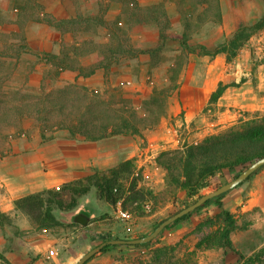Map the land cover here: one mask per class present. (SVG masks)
I'll list each match as a JSON object with an SVG mask.
<instances>
[{"label":"rangeland","instance_id":"rangeland-1","mask_svg":"<svg viewBox=\"0 0 264 264\" xmlns=\"http://www.w3.org/2000/svg\"><path fill=\"white\" fill-rule=\"evenodd\" d=\"M20 1L0 0V43L1 33L8 34V38H4L7 41L15 38L12 32L21 29ZM36 1L42 5L41 18L44 14L71 18L78 11L86 15L104 13L107 20L123 16L120 0ZM131 2L133 7L163 3L170 21L167 32L184 35L190 49L180 40L167 39L162 44L158 39V28L147 24L132 28L130 36L136 46L159 51L121 60L109 71L99 70L90 77L70 70L56 75L51 65L41 59L44 52L58 54L65 41L73 43L78 39L90 38L105 43L109 39L108 33L103 27H93L87 35H74L63 33L44 21L26 19L23 33L33 51L24 54L20 60L3 63L4 72H12L4 82L6 98L15 96L30 100L51 93L76 92L88 98H100L123 115L135 112L145 117V121L137 125V131L129 130L97 141L71 135L67 129H43L40 122L30 117H25L20 126L0 132V159L13 150L16 142L38 140L48 143L56 139H78L88 147L97 142L103 148L102 152L109 153L96 160L95 169L98 171L118 162L117 151L128 153L134 166L121 178L124 196L116 207L99 200L96 190L92 189L83 197L84 205L79 203L73 212L55 211L63 224L78 226L80 223H73L71 214L88 216L91 213L86 224L110 228L105 233L102 231L104 234L100 236L99 244L109 234L121 239L146 236L202 194L240 174L239 170H223L213 178L211 185L201 190L199 196L189 198L181 184L172 182L165 168L158 163L157 158L162 152L198 145L207 137L225 132L240 122L264 117V46H261L264 28L250 35L229 57L230 41L241 29L254 25L264 16V0ZM120 23L126 27L125 19ZM12 42L20 43L17 40ZM223 47L227 51L214 53ZM91 61L92 57L82 58L85 65ZM247 80L253 85L245 87ZM221 84L228 85L227 89L218 100L212 101V93ZM255 91L258 93V108L252 109L251 104L256 105ZM245 97L249 99L245 100ZM2 207L7 213H4V220L0 219V252L6 260L0 259V264H48L50 258L44 253L45 240L61 237V233L67 231L66 226L48 230L29 227L22 232L20 227L29 226V214L8 204ZM221 207L230 212L236 222L229 233L230 247L223 239L230 225L226 216L221 214ZM17 239L20 240L18 244ZM60 244L59 249H62ZM19 246L27 250L31 260L23 263L18 255L21 252ZM86 264H264V167L225 193L220 200L164 229L150 244L112 247Z\"/></svg>","mask_w":264,"mask_h":264},{"label":"trees","instance_id":"trees-1","mask_svg":"<svg viewBox=\"0 0 264 264\" xmlns=\"http://www.w3.org/2000/svg\"><path fill=\"white\" fill-rule=\"evenodd\" d=\"M120 1L123 5V16L122 18L117 16L113 20H107L104 13L86 15V13L79 11L75 14V17L71 18H57L53 14H44V17L41 18L40 10L42 9V5L36 0L20 1L19 16L22 18L21 29L18 32H12L11 34L15 38H10L7 41L4 38L8 34L6 32L1 33L0 132H4L11 127L20 126L25 117L34 118L40 122L43 129H67L71 135H81L83 138L92 141L104 139L109 135L126 133L129 130L137 131V125L145 121L144 116H139L135 112L123 115L105 103L104 100H100V98H88L83 94L75 92L73 94L51 93L41 98L27 100L18 99L15 96V98L10 96L6 98L4 96L5 91L3 90L5 80L12 75L11 70L7 74L4 72L3 68H5V65L3 63L12 59L20 60L24 54H29L31 50L33 51L23 33L26 19L36 22L44 21L63 33L70 32L74 35H87L93 27H103L108 33L109 39L105 43H97L90 38H85L84 40L78 39L73 43L65 41L58 54L44 52L41 59L47 65H51L56 75L70 70L78 72L80 76L90 77L99 70L109 71L112 66L121 60L133 59L143 54L159 51L160 49L150 50L136 46L130 36L132 28L142 27L147 24H152L158 28V39L162 44L167 39L180 40L183 46L190 49L188 39L184 35L179 36L178 34L167 32V29L170 27V21L163 3L133 7L131 0ZM122 19H125L126 27L120 23ZM186 26L189 25L186 24ZM263 28L264 16L254 25L241 29L230 41L229 50L232 53L229 51V57L234 55V50L248 40L250 35ZM13 40H17L20 43L14 44ZM223 51H227V48H218L214 53ZM83 57H92V61L85 65L82 63ZM227 87L228 85L221 84L212 93L211 100H218ZM15 94L17 95L18 93L15 92ZM263 156L264 117H255L231 126L225 132L207 137L198 145H185L181 150L162 152L157 161L165 168L169 178H171L170 180L178 184L180 183L181 187L185 189L187 197L193 198L199 196L201 190L211 185L213 178L219 172L223 170H239L241 173ZM133 166L134 161L132 159L122 157L121 161L111 168L94 171L86 177L67 182L58 189L35 192L16 199L15 207L29 214L34 227L48 230L66 225L58 220L55 211L72 212L79 206L81 198L88 195L92 189L96 190L99 200H105L110 205L116 207L124 196V185L121 178ZM223 196L224 194L207 201L194 212L213 201L220 200ZM194 212L181 217L167 228L185 220ZM221 214L226 216L227 223L230 225V228L225 230L223 238L226 245L230 247L232 243L229 233L234 229L236 222L232 214L223 207H221ZM0 219H5L2 212H0ZM119 238L118 236L109 234L101 239L100 244ZM151 242L147 244L125 245L140 247L146 246ZM120 246L122 245L105 246L92 259L107 252L112 247L117 248ZM0 259L6 260L1 252Z\"/></svg>","mask_w":264,"mask_h":264},{"label":"crops","instance_id":"crops-1","mask_svg":"<svg viewBox=\"0 0 264 264\" xmlns=\"http://www.w3.org/2000/svg\"><path fill=\"white\" fill-rule=\"evenodd\" d=\"M261 40H263L261 45L263 47L264 33ZM248 84L249 86L253 85L250 80L245 82V87ZM253 95H255L256 105L251 104V108L257 109V91L253 92ZM252 98L250 97V99ZM241 99L244 100V98ZM248 99V97H245V100ZM87 145L88 144L78 139H67L65 141L56 139L48 143H41L38 140L31 142L21 141V143L16 142L13 150L3 159H0L1 212L7 213V210L2 207L5 204H8L9 207L12 208L15 207L16 199L31 193L54 189L55 187L59 188L60 185H57L58 182L63 185L72 180L86 177L94 171H98L95 169L96 160L103 158L101 157L103 154L108 156L109 153H107V151L102 152L103 148L98 146L97 142L93 143L94 146L88 147ZM8 147L11 146L8 145ZM88 148H91L90 152H88ZM110 150L113 153V149ZM117 152L116 154L119 160L109 168L117 165L125 155H127L126 159H130L127 152ZM112 156L113 155H111V157ZM82 199L83 197L80 203L84 205L83 203L85 200L82 202ZM113 210L115 211L114 208ZM75 216L76 214H71L73 223H76V221H74ZM88 217V220H90L91 213ZM65 226L67 231H63L61 237H55L54 239L48 238L45 240L46 246L44 253L47 258H50L48 264H75L85 253L91 250L95 244H99L100 236L110 230V228L99 226V224H85L81 226L69 224ZM29 227L35 228L31 220L29 221V226L20 227V230L24 232V230ZM59 227H64V225ZM102 231H104V233ZM16 242L18 244L20 240L17 239ZM59 243H61L62 249H59ZM20 248L21 252H19L18 255L23 263L31 260V256L28 254L27 250L24 247ZM53 250L56 251L57 255L54 254L51 256L48 254V252L50 253V251ZM39 264L44 263L40 262Z\"/></svg>","mask_w":264,"mask_h":264},{"label":"water","instance_id":"water-1","mask_svg":"<svg viewBox=\"0 0 264 264\" xmlns=\"http://www.w3.org/2000/svg\"><path fill=\"white\" fill-rule=\"evenodd\" d=\"M264 166V156L260 159L256 160L254 163L249 165L244 171H242L238 176H236L233 180L229 181L221 185L220 187L199 196L193 203L186 206L185 208L181 209L180 211L176 212L172 216L168 217L164 221H162L150 234L135 238V239H112L101 244L93 247L87 253H85L75 264H86L89 260H91L95 255H97L105 246L108 245H137V244H147L153 241L156 237L160 235V233L167 228L169 225L174 223L176 220L180 219L181 217L194 212L199 207L204 205L207 201L225 194L232 189L238 187L242 183H244L251 175L257 172L261 167ZM88 216L84 213H79L75 216L74 221L79 222L81 225H85L88 221Z\"/></svg>","mask_w":264,"mask_h":264},{"label":"built area","instance_id":"built-area-1","mask_svg":"<svg viewBox=\"0 0 264 264\" xmlns=\"http://www.w3.org/2000/svg\"><path fill=\"white\" fill-rule=\"evenodd\" d=\"M54 254H55V255H57V253H56V251H55V250H53V251H50V255H52V256H53Z\"/></svg>","mask_w":264,"mask_h":264}]
</instances>
